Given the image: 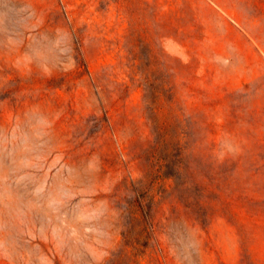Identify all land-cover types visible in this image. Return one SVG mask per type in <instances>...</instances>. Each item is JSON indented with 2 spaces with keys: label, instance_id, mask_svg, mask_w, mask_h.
Masks as SVG:
<instances>
[{
  "label": "rangeland",
  "instance_id": "rangeland-1",
  "mask_svg": "<svg viewBox=\"0 0 264 264\" xmlns=\"http://www.w3.org/2000/svg\"><path fill=\"white\" fill-rule=\"evenodd\" d=\"M0 264H264V0H0Z\"/></svg>",
  "mask_w": 264,
  "mask_h": 264
}]
</instances>
